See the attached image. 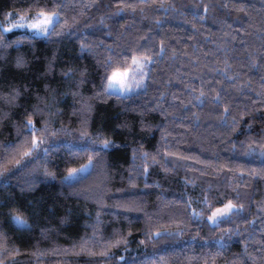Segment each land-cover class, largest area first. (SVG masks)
<instances>
[{
    "label": "trees",
    "instance_id": "obj_1",
    "mask_svg": "<svg viewBox=\"0 0 264 264\" xmlns=\"http://www.w3.org/2000/svg\"><path fill=\"white\" fill-rule=\"evenodd\" d=\"M41 10L50 35L0 25V264H264V0H0ZM134 57L145 87L105 94Z\"/></svg>",
    "mask_w": 264,
    "mask_h": 264
},
{
    "label": "snow or ice",
    "instance_id": "obj_2",
    "mask_svg": "<svg viewBox=\"0 0 264 264\" xmlns=\"http://www.w3.org/2000/svg\"><path fill=\"white\" fill-rule=\"evenodd\" d=\"M207 7L208 6L205 5L206 11H207ZM241 10H243V6H241ZM57 16H59L58 12H47V11L41 10L36 15V17L32 20H27L24 16H20V17H18V19L22 21L20 26H24L26 24L29 29H33V30H35V32H37L41 35H50V34H52V28L54 27L55 23L58 22L56 20ZM15 26L16 25L9 24L5 30L7 31L8 29H11L12 27H15ZM55 34L59 35L60 33H55ZM0 39H2V35H0ZM88 47L89 46L86 44H83V43L81 44L82 49H88ZM133 60H134V62H136L135 57L133 58ZM22 63H23V59L18 57L17 58V64L20 65ZM105 63H106V65L110 64L111 63V57H109L105 61ZM128 73H129V70L127 68H125L123 71H121L119 68H114L111 71V73H108L106 70L105 75H106L107 79L104 82L105 83L104 93L110 94L109 89H113L117 85H119V89H120L121 93H124L128 90H131L133 85L131 83H129L127 80ZM71 74H72V69L70 68V69H68L67 72L64 73L65 78H67ZM83 77H84V72L82 71L81 72V81H80L81 83L83 82ZM135 85H136V87H142L143 86L142 80L136 81ZM17 95H18V93L15 90H13V94H12L11 99L15 100ZM73 95L74 96L78 95V93H73ZM216 99L218 101L219 96H217ZM82 107L85 110H90L91 105L87 104V101H84L82 104ZM227 111H228V109L226 107L225 112H227ZM232 123L233 124L236 123L235 118H233ZM29 129L32 130L31 143H30V147H28L25 151H23L21 153L22 158L33 156V153L37 149L41 148V146L43 145L44 140L47 136V126H45V128L43 130H41V135L39 137L36 135V130L34 128L33 121L31 119V117H29L28 120L24 123V130L27 131ZM81 135L83 136V135H85V133H81ZM110 143L111 142L108 139L101 141L100 142L101 149L107 148L110 145ZM43 152L45 155H47L48 149L44 148ZM16 163L20 164L21 160H17ZM94 163H95V161L93 159V156H89L88 162L86 164L80 165L79 168H69L66 176L61 178L62 183L72 185L80 177V174L82 172H84L85 170L90 171ZM45 174L48 176L53 175V173H47V172ZM242 207H243L242 205H235L231 201H229L222 208L215 209L212 212V214L208 217V220L215 222L219 216L230 213L234 209L240 210V209H242ZM13 218L18 223H26L18 215H14ZM105 254H107V253H105Z\"/></svg>",
    "mask_w": 264,
    "mask_h": 264
},
{
    "label": "rangeland",
    "instance_id": "obj_3",
    "mask_svg": "<svg viewBox=\"0 0 264 264\" xmlns=\"http://www.w3.org/2000/svg\"><path fill=\"white\" fill-rule=\"evenodd\" d=\"M52 12H55V11H52ZM39 12L35 13V14H32V15H21V14H17L13 11H8L5 18L4 19H0V25H1V28L4 32H9V31H12V30H21V31H25V32H28L32 35H36V36H42L41 34L35 32V30L33 29H29L27 27V25L25 24L24 26H20V24L22 23L21 20L18 19V17L20 16H24L27 20H32L36 17V15L38 14ZM58 18V16L56 17V19ZM9 24H13V25H16L15 27H12L11 29H8L7 31L5 30L7 28V26ZM135 60L136 62H134L133 58H132V61H131V64L130 66L127 68L129 70V73H128V77H127V80L129 83H131L133 86H132V89L131 90H128L124 93H121L120 92V89H119V85H117L115 88L113 89H109V92H113V93H117V94H121V95H129V94H132V93H135L141 89H143L145 87V84H146V79H147V75H148V67H149V63H150V59L149 58H145V57H135ZM121 71H123L124 69H120ZM139 80H142L143 82V86L142 87H136L135 85V82L136 81H139ZM88 161L80 164V165H84L86 164ZM80 165L74 167V168H79ZM88 170H85L84 172H82L80 174V177L82 175H84ZM67 172L63 175L66 176ZM224 206V205H223ZM222 206V207H223ZM220 207V208H222ZM212 214V213H211ZM210 214V215H211ZM228 214V213H227ZM227 214H224V215H221L219 216L215 222L213 221H210L212 224L216 223L219 219H221L223 216L227 215ZM14 215H17V214H12L11 215V219L12 221L18 225V226H26L28 224L27 220L22 218L21 219L23 221H25L26 223H18L13 217ZM19 216V215H18ZM20 217V216H19Z\"/></svg>",
    "mask_w": 264,
    "mask_h": 264
}]
</instances>
